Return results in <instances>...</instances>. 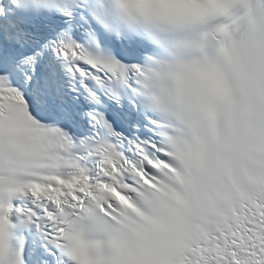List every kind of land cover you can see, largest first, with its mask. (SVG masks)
Wrapping results in <instances>:
<instances>
[{
  "label": "snow or ice",
  "instance_id": "1",
  "mask_svg": "<svg viewBox=\"0 0 264 264\" xmlns=\"http://www.w3.org/2000/svg\"><path fill=\"white\" fill-rule=\"evenodd\" d=\"M0 264H264V0H0Z\"/></svg>",
  "mask_w": 264,
  "mask_h": 264
}]
</instances>
